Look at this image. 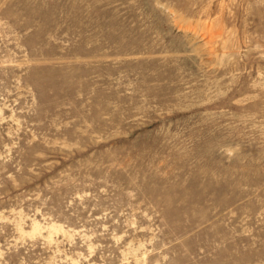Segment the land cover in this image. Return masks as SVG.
<instances>
[{
    "label": "rangeland",
    "instance_id": "obj_1",
    "mask_svg": "<svg viewBox=\"0 0 264 264\" xmlns=\"http://www.w3.org/2000/svg\"><path fill=\"white\" fill-rule=\"evenodd\" d=\"M0 264H264V0H0Z\"/></svg>",
    "mask_w": 264,
    "mask_h": 264
}]
</instances>
